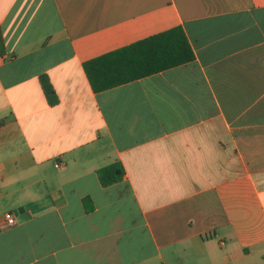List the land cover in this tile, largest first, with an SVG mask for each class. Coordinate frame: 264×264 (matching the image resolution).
<instances>
[{
	"label": "crops",
	"instance_id": "crops-1",
	"mask_svg": "<svg viewBox=\"0 0 264 264\" xmlns=\"http://www.w3.org/2000/svg\"><path fill=\"white\" fill-rule=\"evenodd\" d=\"M176 25L193 59L93 90L84 61ZM0 26V264H264V0H0Z\"/></svg>",
	"mask_w": 264,
	"mask_h": 264
},
{
	"label": "trees",
	"instance_id": "trees-1",
	"mask_svg": "<svg viewBox=\"0 0 264 264\" xmlns=\"http://www.w3.org/2000/svg\"><path fill=\"white\" fill-rule=\"evenodd\" d=\"M5 53L0 26V56ZM193 57L184 28L176 25L91 57L84 61V69L93 90L98 91L187 62ZM40 81L47 102L51 105L57 103L58 96L48 75H41ZM2 123L3 119H0V125ZM124 172L119 160L96 169L102 185L121 180ZM84 201L90 209V198L86 197Z\"/></svg>",
	"mask_w": 264,
	"mask_h": 264
},
{
	"label": "built area",
	"instance_id": "built-area-1",
	"mask_svg": "<svg viewBox=\"0 0 264 264\" xmlns=\"http://www.w3.org/2000/svg\"><path fill=\"white\" fill-rule=\"evenodd\" d=\"M55 165H59V163H55ZM4 222H2V226L11 225L15 223V216L13 211H5L3 214Z\"/></svg>",
	"mask_w": 264,
	"mask_h": 264
}]
</instances>
